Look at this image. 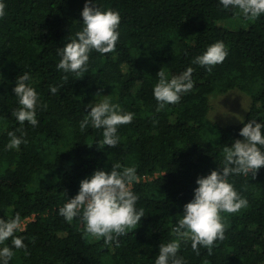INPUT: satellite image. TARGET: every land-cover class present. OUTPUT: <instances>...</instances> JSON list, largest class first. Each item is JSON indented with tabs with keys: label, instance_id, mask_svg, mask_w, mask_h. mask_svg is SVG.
I'll list each match as a JSON object with an SVG mask.
<instances>
[{
	"label": "trees",
	"instance_id": "obj_1",
	"mask_svg": "<svg viewBox=\"0 0 264 264\" xmlns=\"http://www.w3.org/2000/svg\"><path fill=\"white\" fill-rule=\"evenodd\" d=\"M2 2L0 218H35L15 233L26 250L15 248L11 238L0 249L13 250L9 264H155L160 244L176 239L172 229L194 198L197 178L222 168L223 148L243 139L245 123H264V15L245 19L219 0H95L101 10L120 14L119 41L112 53L91 51L88 71L78 78L57 68V49L82 30L88 0ZM234 19L245 26L226 27ZM218 41L228 50L223 63L211 71L192 63ZM161 67L169 78L193 67L194 87L157 112L153 88ZM24 73L39 95L36 127L21 126L12 115L19 107L13 89ZM231 90L256 92L245 120L219 128L218 141L210 143L203 137L210 97ZM97 93L134 113L130 124L118 128L115 148L99 146L103 129H80L87 106L104 98ZM9 132L27 142L9 149ZM117 163L136 168L132 190L145 215L118 246L86 236L79 216L69 223L59 214L83 179ZM228 180L248 206L222 214L228 228L211 255L204 248L197 255L190 241L182 242L177 255L185 264H264V167L255 178L233 174Z\"/></svg>",
	"mask_w": 264,
	"mask_h": 264
},
{
	"label": "clouds",
	"instance_id": "obj_2",
	"mask_svg": "<svg viewBox=\"0 0 264 264\" xmlns=\"http://www.w3.org/2000/svg\"><path fill=\"white\" fill-rule=\"evenodd\" d=\"M223 9H238L245 19H257L264 15V0H219ZM6 5L0 0V18L5 16ZM83 28L75 33L74 38L64 47L58 48L61 57L57 68L64 73H74L78 78L88 71L89 54L95 50L100 54L112 53L116 49L120 33L118 31L121 17L117 11L101 10L95 0H88L81 12ZM228 50L223 42L218 41L208 46L202 55L192 61L193 64L206 67L208 71L227 58ZM193 67H188L179 75L169 78L161 67L157 73L158 82L154 85L153 95L158 102L157 112L165 105L178 104L184 93L194 87ZM29 73L20 75L16 80L13 91L19 107L12 112L21 126L27 122L32 127L38 126L36 110L39 95L30 86ZM67 80V76L64 77ZM55 94L58 89L50 88ZM95 104H89L90 112L80 122V129L84 131L89 124L93 128L103 129V139L98 142L100 147H117L119 144L118 128L130 124L134 113L125 112L119 104H114L109 96ZM46 109L47 105H43ZM21 131V129H17ZM243 139H237L232 146L223 148V166L213 170L207 176H200L196 180L198 187L194 189V198L184 205L182 218L172 231L176 239L159 246V254L155 264H185L177 254L182 242H191V248L197 255L204 248L211 255L217 241L225 238L228 224L222 214H235L248 206L243 198L228 180L230 175L251 174L255 178L259 169L264 167V123L251 120L240 130ZM9 149H18L26 143L14 132H9ZM136 168L122 167L119 163L112 165L110 172L95 170L91 178L80 182L78 194L66 200L59 209V214L65 221L71 223L80 217L84 224L86 236L95 239L103 238L106 244L116 241L136 230L141 219L145 217L143 208L137 210L139 197L133 192L132 185L138 182ZM22 230V220L17 213L14 218H0V245L12 239L15 248L27 249L23 239L15 233ZM14 256L11 248L4 246L0 249V264H9Z\"/></svg>",
	"mask_w": 264,
	"mask_h": 264
},
{
	"label": "rangeland",
	"instance_id": "obj_3",
	"mask_svg": "<svg viewBox=\"0 0 264 264\" xmlns=\"http://www.w3.org/2000/svg\"><path fill=\"white\" fill-rule=\"evenodd\" d=\"M244 26L243 23L234 19L226 27L239 29ZM255 92L231 90L212 94L210 97L211 109L203 132L204 139L210 143L217 142L220 136L219 128L241 124L246 118Z\"/></svg>",
	"mask_w": 264,
	"mask_h": 264
},
{
	"label": "built area",
	"instance_id": "obj_4",
	"mask_svg": "<svg viewBox=\"0 0 264 264\" xmlns=\"http://www.w3.org/2000/svg\"><path fill=\"white\" fill-rule=\"evenodd\" d=\"M145 179V178H144ZM35 216H32L30 218H26L24 221H22V230L26 228L28 222L34 220Z\"/></svg>",
	"mask_w": 264,
	"mask_h": 264
}]
</instances>
